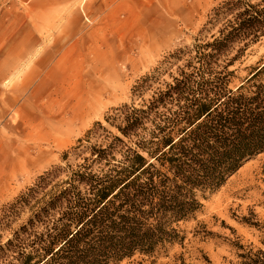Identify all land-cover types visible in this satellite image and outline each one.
Instances as JSON below:
<instances>
[{
	"label": "rangeland",
	"instance_id": "374dc122",
	"mask_svg": "<svg viewBox=\"0 0 264 264\" xmlns=\"http://www.w3.org/2000/svg\"><path fill=\"white\" fill-rule=\"evenodd\" d=\"M224 1L0 0L2 243L27 221L35 201L9 220L2 218L41 176L60 169L53 184L67 179L71 168L90 157V147L115 137L131 145L117 129L119 109L140 107L179 75L196 47L212 41L226 22L214 14ZM261 62L264 36L230 70L244 78ZM58 116L65 126H57ZM25 148L44 159L11 171L12 154ZM115 155L122 158L120 148ZM246 164L202 200L196 219L183 225V243L117 264H238L240 254L263 248L262 232L247 222L264 224V153Z\"/></svg>",
	"mask_w": 264,
	"mask_h": 264
},
{
	"label": "trees",
	"instance_id": "16d2710c",
	"mask_svg": "<svg viewBox=\"0 0 264 264\" xmlns=\"http://www.w3.org/2000/svg\"><path fill=\"white\" fill-rule=\"evenodd\" d=\"M214 14L226 22L179 75L140 107L119 109L117 129L131 145L115 137L90 147L67 179L53 184L60 169L47 172L11 206L2 220L35 201L27 221L0 241V262L117 264L167 253L185 241L183 225L202 200L264 153V62L244 78L230 70L264 36V0H227ZM247 223L262 232L263 248L240 254L238 264H264V224Z\"/></svg>",
	"mask_w": 264,
	"mask_h": 264
},
{
	"label": "bare ground",
	"instance_id": "6f19581e",
	"mask_svg": "<svg viewBox=\"0 0 264 264\" xmlns=\"http://www.w3.org/2000/svg\"><path fill=\"white\" fill-rule=\"evenodd\" d=\"M88 9V8H87ZM86 9V10H87ZM78 43V42H77ZM87 94H88V92H87ZM86 94V95H87ZM74 99L75 98H73L72 100H70V102H72L73 103V101H74ZM82 100V99H81ZM80 100V101H81ZM85 100V99H84ZM79 101V100H78ZM77 101V102H78ZM82 102V101H81ZM79 103V102H78ZM86 103V102H85ZM71 104V103H70ZM80 104V103H79ZM75 114V113H74ZM54 117H56V116H54ZM55 121V120H54ZM56 122L58 123L57 124V126L58 125H60L61 127H63V126H65V122H63V120H61V116H58L57 117V120H56ZM67 124V123H66ZM54 127V126H53ZM56 127V126H55ZM55 130V129H54ZM36 132V131H35ZM55 134V133H54ZM38 135H39V133H38ZM38 137V136H37ZM41 139V138H40ZM27 151H28V149L27 148H25L22 152H20V153H18V154H12V156H11V162L9 163V166H11L10 168H11V171H18V170H21V169H24V168H27V167H31V166H33V165H35V164H39L44 158H43V156H41V154H40V157H37V159H35V158H33L32 156H30V155H28L27 154ZM39 156V155H38ZM249 163V162H248ZM247 163V164H248ZM246 164V165H247ZM8 165V164H7ZM6 165V166H7ZM241 170V169H240Z\"/></svg>",
	"mask_w": 264,
	"mask_h": 264
}]
</instances>
